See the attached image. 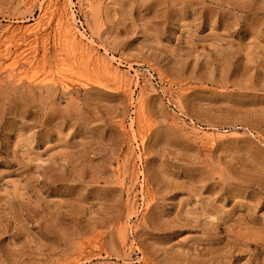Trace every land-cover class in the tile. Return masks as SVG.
I'll use <instances>...</instances> for the list:
<instances>
[{"label":"rangeland","instance_id":"374dc122","mask_svg":"<svg viewBox=\"0 0 264 264\" xmlns=\"http://www.w3.org/2000/svg\"><path fill=\"white\" fill-rule=\"evenodd\" d=\"M45 1L0 0V264H264V0H72L129 89Z\"/></svg>","mask_w":264,"mask_h":264},{"label":"bare ground","instance_id":"6f19581e","mask_svg":"<svg viewBox=\"0 0 264 264\" xmlns=\"http://www.w3.org/2000/svg\"><path fill=\"white\" fill-rule=\"evenodd\" d=\"M84 1V0H83ZM86 1V0H85ZM46 2V7L48 8V9H55L56 10V16H57V19H55V20H57L56 22H57V24H58V27H57V30H58V28H59V32L58 31H55L56 33L58 32L59 33V35H56V34H54L55 36H57L58 38H57V42H55L56 44L55 45H57V50H62L63 48H68L69 50H71L72 52H74V53H77V54H80L82 57H85V59L86 58H88L89 60H91L93 63H94V67L93 68H98L99 70L101 69V71L103 70L109 77H110V79L112 80V81H114V82H116V83H119L120 85H123V86H127V88L129 87V85H130V83L132 82V81H130L129 79H131V76L129 75V76H127L129 73H127V75H124V74H126V73H120L121 71L120 70H118L119 68H115V65H113L114 63L112 62L113 60L112 59H110V58H112V57H108V55L106 54L105 55V58H104V55H103V57H101L100 55H99V52H100V50H99V47L98 48H96V42H95V40L93 39V37L91 38L90 36H88L87 35V33L86 32H84V31H82V30H80L79 28H77L76 26V24H75V19H74V13H73V11H72V9H71V4H72V0H46L45 1ZM90 7V6H89ZM52 9V10H53ZM36 22L38 23V21H37V19H36ZM42 22V21H41ZM34 24V23H33ZM10 26V25H9ZM13 27H14V25H13ZM37 27H39V25H36V24H34V25H31V24H29V25H23V26H15L14 28H13V30L12 31H17V32H19L20 34H24V33H27V32H34V31H36L38 28ZM41 27V26H40ZM12 29V28H11ZM10 29V30H11ZM55 29V28H54ZM56 30V29H55ZM6 31H9V30H6ZM11 31V32H12ZM46 31V30H45ZM17 32H15V34H17ZM48 32V31H47ZM45 33L44 35H42L43 37H42V39H44L43 41H44V43L45 42H47L46 40H48L47 39V37H48V33ZM10 33V32H9ZM13 33V32H12ZM38 33V32H37ZM37 33H35V34H37ZM40 33V32H39ZM44 33V32H43ZM52 33V32H51ZM57 33V34H58ZM29 34V33H28ZM31 34V33H30ZM17 36V35H16ZM18 36H19V34H18ZM25 36V35H24ZM32 36H33V34H32ZM53 36V35H52ZM30 37V36H29ZM29 37H27V35H26V37L25 38H29ZM39 37H40V35H39ZM39 37H37V35H34L33 36V38L32 39H30L29 40V44H28V47H29V45H32L33 46V43L34 42H36L37 41V39L39 38ZM55 39H56V37H55ZM33 40H36V41H33ZM40 40V39H39ZM51 40H52V38H51ZM43 41H42V43H43ZM49 41V40H48ZM24 42H26V41H24ZM39 42V41H38ZM41 42V41H40ZM54 42V41H53ZM28 43V42H27ZM41 43V44H42ZM43 43V44H44ZM26 44V43H25ZM24 44V45H25ZM35 44V43H34ZM38 44V43H37ZM49 44V43H48ZM45 45V44H44ZM27 46V45H26ZM31 46V48H33ZM36 46V45H35ZM43 46V45H42ZM41 46V47H42ZM46 46H48L47 44H46ZM21 47H23V46H21ZM40 47V48H41ZM45 47V46H44ZM56 47V46H55ZM24 48H25V46H24ZM48 47H45V48H43V50L41 51L42 52V54L44 53V54H46L47 55V49ZM28 49H30V47L28 48ZM27 49V52L30 54L31 52V54H34V56L36 55V52L34 51V53H33V50L31 51V52H29L30 50H28ZM44 49H46V51L45 52H43L44 51ZM99 50V52H98V50ZM23 50V49H22ZM26 50V49H25ZM3 51H5V50H3ZM12 51V50H11ZM11 51H10V53H11ZM18 51V50H17ZM64 51V50H63ZM66 52H67V50H65ZM21 52V51H20ZM20 52H19V54H20ZM24 52H26V51H24ZM24 52H22V53H24ZM69 52V51H68ZM14 53V52H13ZM17 53V52H16ZM57 53V52H56ZM60 53V52H59ZM58 53V54H59ZM74 53H72V54H74ZM7 53H5V55H6ZM27 54V53H26ZM69 54H70V52H69ZM103 54V53H102ZM4 55V54H3ZM8 55V54H7ZM13 55V54H12ZM21 55H23V54H20V56ZM60 55V54H59ZM65 55H67V54H65ZM19 56V55H18ZM26 56V55H25ZM25 56L24 57H22L23 59L25 58ZM28 56V55H27ZM41 55L39 54V57H40ZM44 56V55H43ZM42 56V57H43ZM68 56V55H67ZM74 56V55H73ZM72 56V57H73ZM16 57V56H15ZM29 58H26L27 59V61L30 59V55L28 56ZM46 57V56H45ZM45 57H43V58H45ZM58 57V56H57ZM62 57V56H61ZM70 57H71V55H70ZM71 57V58H72ZM20 58V57H19ZM21 58V59H22ZM35 58V57H34ZM47 58V57H46ZM59 58V57H58ZM69 58V57H68ZM75 58V57H74ZM78 58V57H77ZM114 58V57H113ZM25 59V60H26ZM63 59V58H62ZM73 59V58H72ZM76 59V58H75ZM84 59V60H85ZM87 59V60H88ZM6 60V59H5ZM78 60H81L80 58H78ZM83 60V59H82ZM87 60H85L86 62H88ZM8 61V60H7ZM7 61H6V63H7ZM26 61V62H27ZM31 61H33V60H31ZM41 61V60H40ZM64 61V60H63ZM39 62V61H38ZM62 62V61H61ZM75 62V61H74ZM81 61H79V63H80ZM119 63H120V61H119ZM15 64V63H14ZM78 64V63H77ZM118 64V63H117ZM116 64V67L118 66ZM60 65V64H59ZM63 65V64H62ZM66 65H67V63H66ZM75 65V64H74ZM11 66V65H10ZM92 66H93V64H92ZM114 66V67H113ZM13 67V66H12ZM71 67V66H70ZM132 68V67H131ZM97 69V70H98ZM13 70V69H12ZM11 70V71H12ZM10 71V72H11ZM120 71V72H119ZM123 71V70H122ZM134 71H135V69H134ZM103 72V73H104ZM130 72V71H129ZM30 73V72H29ZM63 73V72H62ZM139 73V72H138ZM138 73H136V74H138ZM44 74V73H43ZM61 75V74H60ZM105 75V74H104ZM103 75V76H104ZM134 75H135V73H134ZM64 76V75H63ZM107 76V77H108ZM133 76V75H132ZM48 77V76H47ZM49 77H51L50 75H49ZM108 77V78H109ZM38 78V77H37ZM96 78V77H95ZM106 78V77H105ZM127 78H128V80H127ZM139 78H140V73L137 75V79L135 80V82H137L138 83V80H139ZM60 79V78H59ZM142 79V78H141ZM35 80V79H34ZM54 80V79H53ZM46 81V80H45ZM37 82V81H36ZM118 84V86H120ZM140 84V83H139ZM129 89V88H128ZM127 89V90H128ZM143 89V88H142ZM131 90V89H130ZM140 92V91H139ZM140 99V98H139ZM143 101V100H142ZM143 103V102H142ZM140 107V106H139ZM143 126V125H142ZM131 128V127H130ZM147 128V127H146ZM197 128V127H196ZM207 133V132H206ZM141 150V149H140ZM131 152V151H130ZM138 179V178H137ZM148 201V200H147ZM149 202V201H148ZM145 210V209H144ZM127 262V261H126Z\"/></svg>","mask_w":264,"mask_h":264}]
</instances>
